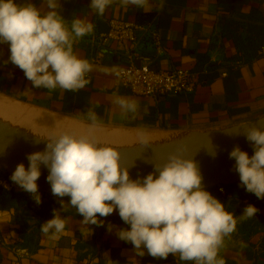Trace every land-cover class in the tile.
<instances>
[{
	"label": "crops",
	"instance_id": "0c3cea01",
	"mask_svg": "<svg viewBox=\"0 0 264 264\" xmlns=\"http://www.w3.org/2000/svg\"><path fill=\"white\" fill-rule=\"evenodd\" d=\"M30 2L42 14L50 10L45 0ZM59 3L58 11L69 30L72 20L77 18L94 26L91 34L73 45L74 53L89 62L96 50L104 52L99 63L90 62L94 70L85 77L90 83L77 91L36 88L24 71L11 63L10 45L5 42L0 43V95L90 122L87 114L92 110L98 118L96 123L100 124L152 132L194 133L162 135L157 145L166 143L164 147L246 125L264 116V52L259 53V48L253 53L238 49L264 33V0H149V10L133 5L124 7L114 0L103 16L90 8L91 0H59ZM109 18L152 23L159 33L160 48L142 39L134 50V63L154 69L186 68L196 75L194 91L146 96L118 88L116 68L127 63L124 44L110 40L100 45L90 40L92 34L107 30ZM115 97L135 100L138 103L135 115L122 116L113 102ZM3 175L0 170V178ZM224 188V192L217 186L204 189L238 221L236 231L224 238L218 258L225 264H264V198L248 192L241 182ZM4 189L0 179V264H195L181 261L173 254L166 259L152 257L144 247L145 254L137 255L134 245L117 235L120 229L130 230L118 209L107 217L97 214L104 221L103 226L84 225L92 230L85 236L80 223L84 217L71 206L67 211L61 210L60 201L67 204L70 197L38 190L42 202L37 204L24 189L11 192ZM248 205L258 211L241 221ZM54 209L66 221L58 239H51V233L45 236L40 230L44 222L54 218ZM14 245L27 247L29 255L17 256L11 250Z\"/></svg>",
	"mask_w": 264,
	"mask_h": 264
},
{
	"label": "clouds",
	"instance_id": "9594fccd",
	"mask_svg": "<svg viewBox=\"0 0 264 264\" xmlns=\"http://www.w3.org/2000/svg\"><path fill=\"white\" fill-rule=\"evenodd\" d=\"M113 2L91 0L90 8L103 16ZM119 2L124 7L151 8L149 0ZM45 3L50 10L42 14L30 0L24 3L0 0V43H9L11 63L24 71L34 87L80 90L90 83L85 77L94 66L79 58L73 45L79 38L91 34L94 26L77 18L72 20L69 30L58 11L59 0H45ZM113 102L124 117L137 112L135 100L115 97ZM87 115L95 125L98 119L95 112L89 110ZM239 127L252 143L254 154L249 157L237 146L229 157L235 160L245 189L257 198H264V121L260 126ZM46 139L44 151L27 156L29 167L26 169L23 163L17 165L10 177L31 193L37 204L42 202L36 181L43 165L49 170L46 179L53 195L70 197L67 204L60 201L61 210L67 211L71 206L84 217L80 222L83 235L88 236L92 231L84 225L103 226L104 221L99 220L97 214L107 217L118 209L130 230L120 229L117 235L121 240L130 241L137 255L145 254L143 245L152 257L166 259L173 254L181 261L195 264H225L218 254L224 246V238L236 231L238 221L225 210L223 203L202 189V176L194 160L172 154L163 165L155 164L158 177L150 173L141 182L130 179L128 168L120 164V152L113 147H98L99 142L70 134ZM208 152L215 157V146ZM257 211L253 205H248L240 220L255 216ZM65 226V219L54 209V218L44 222L40 230L45 236L51 233V239H58Z\"/></svg>",
	"mask_w": 264,
	"mask_h": 264
},
{
	"label": "water",
	"instance_id": "95a60500",
	"mask_svg": "<svg viewBox=\"0 0 264 264\" xmlns=\"http://www.w3.org/2000/svg\"><path fill=\"white\" fill-rule=\"evenodd\" d=\"M264 116L246 125L260 126ZM264 130V128H262ZM244 129L236 126L213 135H204L194 141L181 142L172 146H161L145 150H125L120 152V164L127 167L132 180L143 181V178L154 173V178L159 172L155 164L163 165L172 154L182 155L195 161L200 175L202 176V189L218 185H230L241 182L239 173L236 171V162L229 157L234 147L239 146L242 151L248 153L249 157L254 154V148L243 135ZM240 133V135H237ZM215 146L216 155L211 156L208 149ZM45 145L11 131L0 124V167L11 176L17 165L23 163L25 168L29 167L27 156L37 151H44ZM41 175L36 181L38 190L53 195L51 185L47 181L49 170L41 165ZM118 185H114L117 187ZM68 197V196H65Z\"/></svg>",
	"mask_w": 264,
	"mask_h": 264
},
{
	"label": "built area",
	"instance_id": "2783aa9c",
	"mask_svg": "<svg viewBox=\"0 0 264 264\" xmlns=\"http://www.w3.org/2000/svg\"><path fill=\"white\" fill-rule=\"evenodd\" d=\"M107 23V30L92 34L90 40L100 45L110 40L120 41L124 44L127 63L116 68L115 83L118 88L135 95L146 96L175 95L194 91L197 85L196 75L186 68L154 69L147 64L134 63V50L144 39L151 42L157 49L160 48L159 33L152 23L117 18H109ZM258 52H264V44L259 47ZM103 56L104 52L101 49L96 50L90 57V62L99 63ZM0 170L4 171V175L0 179L6 190H23L10 179L11 175L7 171L1 167ZM217 189L220 192L225 191L224 185H218ZM1 239L0 231V242ZM141 247L143 249L144 246ZM11 250L17 256L26 257L29 255V249L24 246L14 245Z\"/></svg>",
	"mask_w": 264,
	"mask_h": 264
},
{
	"label": "rangeland",
	"instance_id": "374dc122",
	"mask_svg": "<svg viewBox=\"0 0 264 264\" xmlns=\"http://www.w3.org/2000/svg\"><path fill=\"white\" fill-rule=\"evenodd\" d=\"M0 122H2L1 124L4 127L9 126L6 127L9 130L22 134L34 141L39 140L45 146L47 144L46 138L58 137L60 136L58 132L61 131L62 134H83L82 136H86L89 139L92 138L94 143L99 142L100 144L97 146H110L119 152L136 150L132 146L133 143L142 145L147 142L151 146L150 148L161 147L166 143L157 145L158 140L161 139L162 135L166 134H194L191 131L152 132L100 123L93 125L92 122L74 115L18 103L2 95H0ZM142 147H145V144Z\"/></svg>",
	"mask_w": 264,
	"mask_h": 264
},
{
	"label": "trees",
	"instance_id": "16d2710c",
	"mask_svg": "<svg viewBox=\"0 0 264 264\" xmlns=\"http://www.w3.org/2000/svg\"><path fill=\"white\" fill-rule=\"evenodd\" d=\"M255 40L247 42V43H243L242 46H240L238 49L239 51H251L252 53L257 51V49L264 44V33H262L261 35H259L258 37L254 38ZM230 185H224V187H228ZM7 192H11L9 190L4 189ZM55 196V195H52Z\"/></svg>",
	"mask_w": 264,
	"mask_h": 264
},
{
	"label": "bare ground",
	"instance_id": "6f19581e",
	"mask_svg": "<svg viewBox=\"0 0 264 264\" xmlns=\"http://www.w3.org/2000/svg\"><path fill=\"white\" fill-rule=\"evenodd\" d=\"M50 125H51V124H50ZM58 134L63 135V134L61 133V131H59ZM70 135H73V136H75V137H77V138H86V139H89V138L86 137V136H82L83 134H82V135H78V134H70ZM115 135H116V134H115ZM126 137H127V136H126ZM90 139H91V141H93L92 138H90ZM90 139H89V140H90ZM115 141H116V139H115ZM93 142H94V141H93ZM116 142H117V141H116ZM117 143H118V142H117ZM143 144H145V143H143ZM143 144H142V145H143ZM107 145H108V144H107ZM142 145H140V144H134V143H133L132 146H133L136 150H139L140 148L143 149V150H145V149H148V148L151 147V146H149L148 144L145 145V147H142ZM102 146H103V145H102ZM102 146H101V147H102ZM98 147H99V146H98ZM109 147H110V146H109Z\"/></svg>",
	"mask_w": 264,
	"mask_h": 264
}]
</instances>
